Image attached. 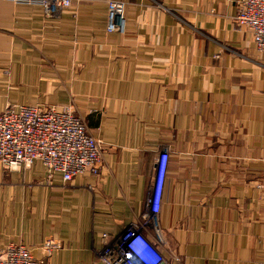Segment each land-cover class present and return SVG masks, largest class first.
I'll use <instances>...</instances> for the list:
<instances>
[{
	"label": "crops",
	"instance_id": "1",
	"mask_svg": "<svg viewBox=\"0 0 264 264\" xmlns=\"http://www.w3.org/2000/svg\"><path fill=\"white\" fill-rule=\"evenodd\" d=\"M124 33L108 32V0L47 13L0 0V113L70 106L106 148L100 174L65 185L36 161L0 164V255L23 243L43 264H105L142 220L156 160L169 153L158 230L178 264H264V61L241 0H124ZM62 247L45 256L42 243Z\"/></svg>",
	"mask_w": 264,
	"mask_h": 264
},
{
	"label": "built area",
	"instance_id": "2",
	"mask_svg": "<svg viewBox=\"0 0 264 264\" xmlns=\"http://www.w3.org/2000/svg\"><path fill=\"white\" fill-rule=\"evenodd\" d=\"M40 4L47 13L70 7L82 0H17ZM93 1V0H86ZM126 2L108 0V32L124 33ZM236 21L240 27L249 28L256 48L264 61V0H241ZM105 147L87 128L86 119L70 106L8 105L0 113V164L8 172L31 167L40 161L49 177L60 174L64 184L90 171L100 174ZM169 153L164 151L156 160L155 184L147 198L149 210L142 220L127 225L114 241L104 233V246L98 255L105 264H178L172 261L142 231L152 225L157 230L164 181L168 170ZM264 194V178L257 183ZM55 239H46L41 248L50 256L62 247ZM0 264H43L32 249L23 243H10L0 255Z\"/></svg>",
	"mask_w": 264,
	"mask_h": 264
}]
</instances>
